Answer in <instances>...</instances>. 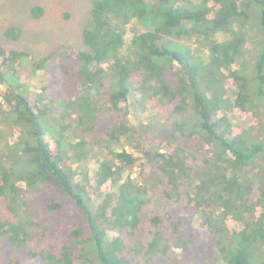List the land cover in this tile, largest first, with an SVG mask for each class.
<instances>
[{
    "label": "trees",
    "instance_id": "16d2710c",
    "mask_svg": "<svg viewBox=\"0 0 264 264\" xmlns=\"http://www.w3.org/2000/svg\"><path fill=\"white\" fill-rule=\"evenodd\" d=\"M251 8L263 39L250 78L232 66L243 52ZM34 12L39 15L42 9L37 6ZM20 34L14 26L5 32L11 39ZM171 36L196 37L198 45L208 48L207 61L195 57L196 51L188 54L174 47L165 39ZM83 41L87 48L75 57L79 88L65 101L72 110L74 130L87 133L96 128L102 105L95 90L107 79L111 81L108 107L123 111L133 93V76L138 75L141 90L174 104L176 132L198 137L201 148L203 143L209 145L195 163L182 147H159L143 154L155 162L174 190L184 184L193 189L188 203L166 216L176 234L173 247L181 251L182 264H193L186 259V252H191L186 249L201 242V236L192 234L187 225L193 215L206 227L209 242L204 254L207 261L200 264H219V260L220 264H264V167L250 175L264 152V140L248 139L245 130L230 136L233 130L226 117L216 118L221 108L232 105L235 111L254 115L253 107L264 101V0H93ZM53 58L31 57L0 39V136L14 138L13 142L0 140V196L14 218L0 216V243L23 254L2 264H31L29 260L36 256L44 264L77 260L81 264H136L137 252H144L147 264H169L173 258L165 256L170 244L161 230L164 217H151L150 229L143 225V209L149 202L146 160L135 174L141 157L122 144L130 142L133 132L128 112L107 126V137L96 140L101 157L93 175L75 167L93 143L74 140L69 127L50 130L46 126L50 108L42 95L31 97L32 88L22 82L19 72L28 61L36 75ZM225 74L237 93L233 102H227L224 95L229 84ZM47 89L43 86L42 91ZM222 123L226 125L220 130ZM1 125L6 127L4 134ZM261 128L264 132V120ZM256 181L259 197L251 203ZM44 187L69 197L79 213L73 218L65 211L56 216L66 202L49 198L46 210L55 216L53 224L34 220L26 192ZM233 223H238L237 228ZM36 225L42 228L36 230ZM111 231L119 234L111 237ZM123 234L133 238V243ZM139 235L150 238L146 243Z\"/></svg>",
    "mask_w": 264,
    "mask_h": 264
},
{
    "label": "rangeland",
    "instance_id": "374dc122",
    "mask_svg": "<svg viewBox=\"0 0 264 264\" xmlns=\"http://www.w3.org/2000/svg\"><path fill=\"white\" fill-rule=\"evenodd\" d=\"M92 2L93 0H0V39L8 47L27 51L31 57L40 58L49 55L54 57L48 63V67L40 70L36 75L32 73V68L28 61L19 73L21 74L22 82L26 86H29V88H32L29 91V94H32L31 97L33 96L35 98L42 95L45 98L44 105L46 104L45 106L50 108L46 117V126L50 130L52 128L54 130H60L61 127H69V133L71 132V137L74 140L83 138L89 143H93L90 153L82 160V163L81 161L79 163L76 162L75 167L77 171L88 170L90 175L94 174L98 168L96 161L101 157V155L97 154V149L95 148V145L98 144L96 140L107 137V126L117 123L120 118H124L123 111L128 112L127 118L133 127V132L130 142L124 140L122 144L135 155L141 157L138 161V167L134 169L135 174H139L140 172V162L146 160L144 174L145 181L148 184L149 202L143 209V225L147 226V229H150L151 217L157 214L163 216L164 221L161 224V230L167 242L170 244L167 255L165 256L173 258V261H170L169 264H182L180 261L181 251H177L173 247L176 234L169 227V220L166 219V216L175 209L185 206L188 203V196L193 189L190 185L184 184L181 185L179 191L174 190L166 176L158 170L155 162L153 160H147L143 154L144 150L152 151L159 147L167 150L182 147L185 150V154H189L190 161L195 163L196 160L198 162L201 161L204 155L202 150H207L209 145L203 143V147L201 148L198 144V141H200L198 137H185L179 132H176L173 127L175 117L172 116L174 104L163 102L157 96L141 90L140 80L142 77L138 75L133 76V93L128 102V106L123 111L119 112L109 109L107 101H109L108 91L111 87V81L107 79L103 85L95 90V95L102 105L96 128L87 133L77 131L76 127L74 130V126H72V110L66 107L65 101L69 100L71 95L75 94L79 88L75 73V57L78 51L87 48L83 41V28L88 19ZM37 6L42 9L39 15L34 12V8ZM251 11L252 8L249 10L251 22L247 28V39L243 46V52L232 66V69H239L250 78L253 75V67L259 50V43L263 39L258 18L256 20V11L254 9ZM12 26L18 27L21 30V34L13 39L7 38L5 35L6 30ZM165 39L171 42L174 47H180L188 54H194L196 51V55L194 56L200 60L207 61L208 59L209 51L207 46L198 45L195 40L196 37L171 36ZM174 66L180 67L177 62H175ZM225 73L229 74L228 71ZM225 79L229 80L226 81L229 84L226 85L224 95L227 97V102H233L237 97L235 87L232 84V79L228 75L225 76ZM43 86H46L48 89L42 91ZM258 103L259 101L255 100V104ZM122 105L125 106V104ZM253 109L256 112L254 115L247 112H239V110L235 111L232 105V107L221 108L216 118L226 117L227 123L230 124L233 130L230 136L240 132V130H245L243 135L248 139L257 141L264 140V132L261 128V122L264 120V101L255 106V108L253 107ZM255 118L258 119V122H254ZM225 125L222 123L220 130H223ZM1 130L3 134L7 132L5 126L1 127ZM0 140L13 142L14 138L10 135H1ZM88 158L89 161L83 162ZM262 167H264V152L261 154L256 166L251 170L250 175H254L256 172L258 173ZM79 178H82L80 174ZM138 178L141 177L138 176ZM56 193L57 191L52 188L45 187L41 190H30L26 192L27 199L32 203L30 211L34 220L43 224H53L55 216H51L50 212L46 210V203L49 198H54L58 201L64 200L66 202L63 210L55 213L56 216L58 214L63 215V211H65L66 214L73 218L79 213L73 200L61 193ZM258 197L259 183L256 181L253 191L250 194V202H256ZM260 209L258 208V210ZM0 216L14 219L12 213L7 210L5 199L1 196ZM187 225L192 230V234H195L196 237L201 236V242L195 245H188L186 250L191 252H186V259L193 264L206 262L207 256H204V254L207 253L209 245V242H207V232L205 231L206 227L201 225L198 215L191 216ZM233 226L237 228L238 223H233ZM38 228L42 227L36 225V230ZM109 234L112 237L119 233L111 231ZM123 235L127 242L133 243V238L126 234ZM137 238L147 243L150 237L145 239L142 235H139ZM36 241L31 244L33 247H36ZM202 246L205 249L207 247L206 252H203L205 249H202ZM19 254L23 255L22 251L15 250L13 246L9 247L3 241L0 243V264L8 259L17 258ZM134 259L136 264H147L144 252L135 253ZM29 262L31 264H44L40 256L30 259ZM216 263L215 261L211 264ZM220 263L221 261L219 260ZM74 264H81V260H77Z\"/></svg>",
    "mask_w": 264,
    "mask_h": 264
}]
</instances>
